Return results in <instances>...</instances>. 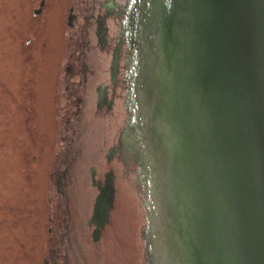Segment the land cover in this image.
I'll list each match as a JSON object with an SVG mask.
<instances>
[{
    "label": "water",
    "instance_id": "obj_1",
    "mask_svg": "<svg viewBox=\"0 0 264 264\" xmlns=\"http://www.w3.org/2000/svg\"><path fill=\"white\" fill-rule=\"evenodd\" d=\"M53 264H264V0H76Z\"/></svg>",
    "mask_w": 264,
    "mask_h": 264
},
{
    "label": "rangeland",
    "instance_id": "obj_2",
    "mask_svg": "<svg viewBox=\"0 0 264 264\" xmlns=\"http://www.w3.org/2000/svg\"><path fill=\"white\" fill-rule=\"evenodd\" d=\"M76 0H0V264H53Z\"/></svg>",
    "mask_w": 264,
    "mask_h": 264
}]
</instances>
